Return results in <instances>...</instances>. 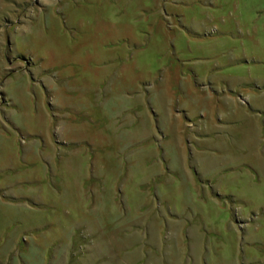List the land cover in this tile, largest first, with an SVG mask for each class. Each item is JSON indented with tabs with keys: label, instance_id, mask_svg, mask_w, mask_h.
Wrapping results in <instances>:
<instances>
[{
	"label": "rangeland",
	"instance_id": "374dc122",
	"mask_svg": "<svg viewBox=\"0 0 264 264\" xmlns=\"http://www.w3.org/2000/svg\"><path fill=\"white\" fill-rule=\"evenodd\" d=\"M0 264H264V0H0Z\"/></svg>",
	"mask_w": 264,
	"mask_h": 264
}]
</instances>
